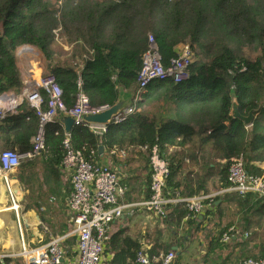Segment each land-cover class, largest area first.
Wrapping results in <instances>:
<instances>
[{"label":"trees","instance_id":"trees-1","mask_svg":"<svg viewBox=\"0 0 264 264\" xmlns=\"http://www.w3.org/2000/svg\"><path fill=\"white\" fill-rule=\"evenodd\" d=\"M53 4L51 0H0V93L22 87L15 55L22 44L43 54L66 107L74 105L79 90L91 106H111L121 88H135L149 36L163 66L178 56L184 44L192 48L193 60L186 79L153 81L133 104L138 110L103 134L80 124L66 135L58 122L48 123L37 159L62 157L69 151L97 155L100 146L107 152L114 147L127 152L156 145L162 153L171 146H187L224 159L239 157L248 175L264 174L260 167L264 163V0H61L57 7ZM56 28L72 48L64 62L55 58L52 48ZM246 46L256 49V54L246 55ZM72 60L82 66L77 69ZM171 94L173 98L167 97ZM234 98L242 115L253 110L250 124L230 115ZM164 101L176 102L184 120H164ZM38 125L35 109L22 103L16 113L0 121V152L30 149ZM228 164L221 169L223 188L230 184ZM172 177L170 165L166 190L174 196L177 185ZM150 179L151 172L149 186ZM231 194L252 197L251 192ZM255 196L264 217V196ZM140 247L134 245L131 264Z\"/></svg>","mask_w":264,"mask_h":264},{"label":"crops","instance_id":"crops-1","mask_svg":"<svg viewBox=\"0 0 264 264\" xmlns=\"http://www.w3.org/2000/svg\"><path fill=\"white\" fill-rule=\"evenodd\" d=\"M78 63L81 67L82 63ZM17 65L19 67L18 61ZM167 97L173 98V94ZM134 103L132 99L131 104ZM176 106V102L164 101V120H184V115L178 112ZM117 151L107 152L103 147V152L97 155H82L117 173L126 188L125 200L135 202L147 198L151 172L147 158L136 149L127 151L125 156ZM164 155L171 165L173 182L177 185L173 188V197L191 198L199 194L211 197L204 201L203 210L197 214L190 212L184 202L168 204L165 216L161 217V227L152 228V214L145 209L136 208L134 213L116 218L110 224V238L105 245L101 264H131L134 245L137 244L152 260L173 251L174 264H238L248 257L263 256L264 217L260 213V206L255 203V194L247 199L222 191L221 169L229 159L200 153L187 146L184 149L171 146ZM64 159V156L36 157L23 161L15 169L19 171L16 176L9 177L8 173L14 202L19 201L18 209L22 212L17 209L0 210V235L11 225L6 220L9 219L10 223L16 210L20 236L29 247L44 244L52 236L63 235L73 228L75 213L68 204L72 169L63 163ZM260 167L264 168V163ZM31 176L34 178L32 184L27 182ZM26 183L34 189L30 191ZM14 191H17V195ZM3 198L5 207L11 204L8 187L0 174V200ZM29 199L31 203L23 205ZM22 226L25 227L24 231ZM224 233L229 234L227 240L222 238ZM113 236L115 239L112 241ZM63 246V264H74L76 236L65 238Z\"/></svg>","mask_w":264,"mask_h":264},{"label":"built area","instance_id":"built-area-1","mask_svg":"<svg viewBox=\"0 0 264 264\" xmlns=\"http://www.w3.org/2000/svg\"><path fill=\"white\" fill-rule=\"evenodd\" d=\"M53 41L59 42L60 29L53 30ZM37 48L28 44L19 45L15 55L21 70L22 87L19 91L7 90L0 93V121L9 114L17 112L22 103L34 108L39 118L38 131L32 140L31 148L24 153L14 150L0 152V174L4 177L8 187L11 203H14L13 190L9 187L8 173L18 168L23 161L35 159L44 149V128L48 123L54 122L58 113L64 112L72 115L75 125H87L93 132L103 134L111 124H119L137 109L132 104L114 116L109 125H92L84 123L81 115L84 113H97L110 106H91L87 96L79 90L73 106L66 107L63 102V92L51 74L40 76L36 68L40 66L37 57ZM91 54L92 51L90 50ZM83 58H87L84 55ZM193 60V50L189 44L179 48L178 56L163 66L158 48L149 36L148 49L143 53L141 66L137 73L134 102L142 98V94L153 81L172 79L179 83L188 77V65ZM77 69L79 63H75ZM37 65V67H36ZM21 66L23 68L21 69ZM80 84V83H79ZM56 122V121H55ZM67 135V134H66ZM67 146V142L65 141ZM122 156L127 152L118 147ZM117 151V152H118ZM139 151L147 158L151 170L149 196L143 200L130 202L124 199L126 188L121 184L117 173L107 167L100 168L92 165L91 161L83 157L81 152L69 151L64 155L63 163L72 169L70 177L71 192L68 204L75 213L73 228L63 235L52 236L44 244L29 247L22 244L20 255L24 264H63L65 238L76 236V258L74 264H101L105 245L110 238V224L123 214H132L136 208L145 209L161 218L165 216L168 204L184 202L188 210L194 214L201 212L204 201L211 196L199 194L191 198H178L170 195L166 190V181L170 174V163L158 146H142ZM93 154V153H92ZM228 180L230 184L222 191L245 194L251 192L264 196V174L261 176L248 175L239 157L228 160ZM223 240L229 238L224 233ZM7 255H0L5 258ZM175 254L169 251L152 260L143 250L136 254L134 264H174ZM1 263V262H0ZM2 264V263H1ZM238 264H264V255L259 258H245Z\"/></svg>","mask_w":264,"mask_h":264},{"label":"rangeland","instance_id":"rangeland-1","mask_svg":"<svg viewBox=\"0 0 264 264\" xmlns=\"http://www.w3.org/2000/svg\"><path fill=\"white\" fill-rule=\"evenodd\" d=\"M51 1H52V3H54L53 5L55 7H57V4L59 5L61 2V0H58V1L51 0ZM60 38H61L60 43L59 42L57 43L55 41L52 42V48L54 51L55 58H58L62 62H64V61H66V58H68L70 56L71 47H70V44L67 42L66 38L64 36H62L61 34H60ZM36 50L38 51V54H39L37 57V60L40 64L39 67H37V65H36V67H37L36 68V74L40 73V76L47 75L48 74V72H47V61L45 60L43 54L38 49H36ZM244 52L246 55L254 56L256 54V49H254L252 46H246V47H244ZM22 68H23V66H21V69ZM20 73H21V70H20ZM21 165H22V163H21ZM18 173H19L18 169L14 170V171L10 172L9 177H14ZM33 180H34V178H33V176H31V178L28 179L27 182H30L32 184ZM26 185L28 187L27 183H26ZM20 189H21V187H20ZM28 189L31 191L34 188L31 189V187H28ZM10 203H11V199H10ZM28 203L29 204L31 203V199L27 200L26 203H23V205L24 204L27 205ZM16 204L18 205V208H19L20 207L19 201H17ZM12 205L13 204L11 203V204H8V206L6 205V207H5L4 206V198L2 200H0V210L1 211L6 212L7 210L10 209L9 206H12ZM21 207H22V203H21ZM17 210L19 211V209H17ZM17 210L13 211L14 212L13 216L10 219L11 225L5 229V231L3 232V235H0V255H7L5 258H0L1 263L24 264V259L20 255V252H21L23 242H25L24 244H26V241H24L23 236H22V238L20 236L21 228H19L18 224H17V222H18L17 221V214H16ZM19 212H22V211H19ZM151 214H152V218H150V219H151L152 228L161 227V224H162L161 218L157 217V215L154 213H151ZM22 227H23L22 229L24 231L25 227L24 226H22ZM27 228H29V230H30V225H28ZM26 246H30V245L26 244ZM4 259H7V261L4 262Z\"/></svg>","mask_w":264,"mask_h":264},{"label":"water","instance_id":"water-1","mask_svg":"<svg viewBox=\"0 0 264 264\" xmlns=\"http://www.w3.org/2000/svg\"><path fill=\"white\" fill-rule=\"evenodd\" d=\"M135 97V88L124 90H119L118 99L106 110L97 112V113H84L81 115V119L84 123L92 124V125H109L112 118L119 114L123 109L130 107L132 104V99ZM230 115L233 118L241 119L246 125L250 124L253 118V110L248 113V115H242L238 109V102L234 98L232 100L231 112ZM55 121L58 122L63 132L67 135L70 134L72 128L75 126V120L72 115L66 114L64 112H60L57 114ZM103 152V146H100L98 149V153Z\"/></svg>","mask_w":264,"mask_h":264},{"label":"bare ground","instance_id":"bare-ground-1","mask_svg":"<svg viewBox=\"0 0 264 264\" xmlns=\"http://www.w3.org/2000/svg\"><path fill=\"white\" fill-rule=\"evenodd\" d=\"M1 188H2V187H1ZM14 192H15L16 195H17V191H14ZM14 195H15V194H14ZM19 195H20V194H19ZM14 197H15V196H14ZM16 197H17V196H16ZM10 209H18V205H16V202H14L12 206H10ZM1 213H2V212H1ZM3 215L6 216L7 214L4 213ZM8 221H9V219L6 220L7 224L9 223ZM9 224H10V223H9Z\"/></svg>","mask_w":264,"mask_h":264}]
</instances>
